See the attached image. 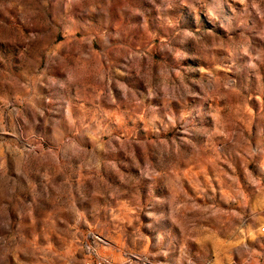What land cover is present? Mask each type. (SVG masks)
<instances>
[{
    "label": "rangeland",
    "instance_id": "obj_1",
    "mask_svg": "<svg viewBox=\"0 0 264 264\" xmlns=\"http://www.w3.org/2000/svg\"><path fill=\"white\" fill-rule=\"evenodd\" d=\"M255 4L0 0V217L12 231L35 233L59 264L259 257L264 0ZM149 64L154 76L162 65L181 72L187 89L173 75L178 99L146 103L137 118L116 81L140 95L137 65Z\"/></svg>",
    "mask_w": 264,
    "mask_h": 264
},
{
    "label": "clouds",
    "instance_id": "obj_2",
    "mask_svg": "<svg viewBox=\"0 0 264 264\" xmlns=\"http://www.w3.org/2000/svg\"><path fill=\"white\" fill-rule=\"evenodd\" d=\"M240 2L246 4L248 0H240ZM253 2L254 6L258 7V5L255 4V0H253ZM260 18L264 21V14H261ZM201 71H204V69H201ZM104 75L105 74L99 75L98 79L103 81ZM120 75H124V73H120ZM137 75L140 76L142 81V83H139L137 86L140 95H137L136 92L132 91L126 83H122L119 80L116 81V87L120 90L123 101L132 107L137 118L143 117L146 103L155 101L157 106H159L161 102L163 105L169 106L173 100L178 99V97L170 91L177 87L176 80H179L180 87L187 89L182 73L169 70L163 65L160 66L155 76L152 74L151 64L147 66V70L141 69L140 66L137 65ZM173 75H175L176 80L172 79ZM208 75L211 76V73H208ZM69 79L71 80L72 78L69 77ZM110 85L111 80L104 85L108 90L107 99L110 103L117 104V98L112 94ZM162 85H166V87ZM187 95L197 97L199 96V93L188 90ZM217 98H225L219 93V90H217ZM0 116H2V114H0ZM3 167V161L0 160V170H2ZM135 175L139 177L137 180L138 183L143 181H153L155 179V176H146L144 172H136ZM63 184L67 186V194L71 197V185L68 178H65ZM32 187L34 191V186ZM149 187L150 185L145 184V191H147ZM99 194L98 191L93 192L94 196ZM155 194L158 198L164 199L167 195V186L164 184L159 185L155 188ZM4 195L5 189L3 186H0V197ZM87 200L88 197L84 196L83 202L87 203ZM28 215L30 218L32 217L31 212H29ZM17 227L20 228L19 225ZM28 231L29 230L26 226L20 228V232L28 233ZM163 231V228H161L160 231L157 232V235ZM261 231L264 232V230ZM30 234L32 235L31 240L27 239L26 235L20 234L19 232H13L11 222L0 217V264H59V261L64 259L63 257H57L56 253L52 252L50 246L46 249L38 248L35 233ZM18 235L19 239L17 238ZM261 248H264V244L261 245ZM253 253L255 256L261 255V253L255 252V250H253ZM86 264H88V262H86Z\"/></svg>",
    "mask_w": 264,
    "mask_h": 264
},
{
    "label": "crops",
    "instance_id": "obj_3",
    "mask_svg": "<svg viewBox=\"0 0 264 264\" xmlns=\"http://www.w3.org/2000/svg\"><path fill=\"white\" fill-rule=\"evenodd\" d=\"M244 264H264V252L257 258L248 259V261Z\"/></svg>",
    "mask_w": 264,
    "mask_h": 264
},
{
    "label": "built area",
    "instance_id": "obj_4",
    "mask_svg": "<svg viewBox=\"0 0 264 264\" xmlns=\"http://www.w3.org/2000/svg\"><path fill=\"white\" fill-rule=\"evenodd\" d=\"M261 230H264V226H262V227L260 228L261 235L264 236V232H262ZM99 264H102V263H99Z\"/></svg>",
    "mask_w": 264,
    "mask_h": 264
}]
</instances>
